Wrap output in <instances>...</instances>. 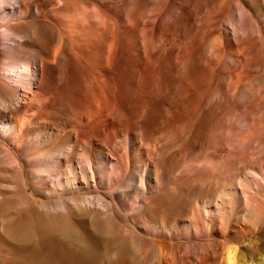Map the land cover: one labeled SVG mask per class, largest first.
Wrapping results in <instances>:
<instances>
[{
  "label": "bare ground",
  "instance_id": "obj_1",
  "mask_svg": "<svg viewBox=\"0 0 264 264\" xmlns=\"http://www.w3.org/2000/svg\"><path fill=\"white\" fill-rule=\"evenodd\" d=\"M0 264H264V0H0Z\"/></svg>",
  "mask_w": 264,
  "mask_h": 264
}]
</instances>
